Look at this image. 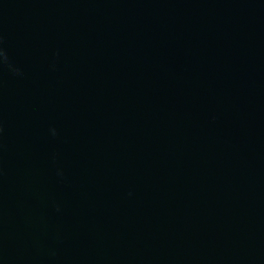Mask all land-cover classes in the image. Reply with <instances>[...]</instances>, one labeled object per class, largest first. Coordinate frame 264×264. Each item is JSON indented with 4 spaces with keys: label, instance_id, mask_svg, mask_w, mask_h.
<instances>
[{
    "label": "water",
    "instance_id": "95a60500",
    "mask_svg": "<svg viewBox=\"0 0 264 264\" xmlns=\"http://www.w3.org/2000/svg\"><path fill=\"white\" fill-rule=\"evenodd\" d=\"M0 264H264V0H0Z\"/></svg>",
    "mask_w": 264,
    "mask_h": 264
}]
</instances>
